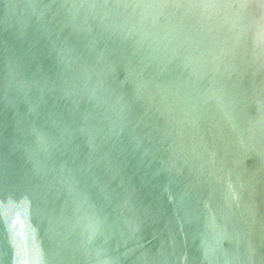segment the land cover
Wrapping results in <instances>:
<instances>
[{
  "label": "water",
  "instance_id": "obj_1",
  "mask_svg": "<svg viewBox=\"0 0 264 264\" xmlns=\"http://www.w3.org/2000/svg\"><path fill=\"white\" fill-rule=\"evenodd\" d=\"M0 264H264V0H0Z\"/></svg>",
  "mask_w": 264,
  "mask_h": 264
}]
</instances>
